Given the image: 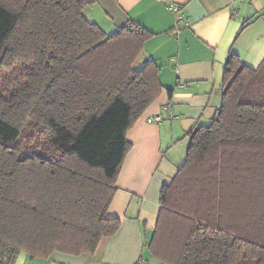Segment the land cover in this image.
I'll return each mask as SVG.
<instances>
[{"label": "trees", "instance_id": "obj_1", "mask_svg": "<svg viewBox=\"0 0 264 264\" xmlns=\"http://www.w3.org/2000/svg\"><path fill=\"white\" fill-rule=\"evenodd\" d=\"M94 3L0 0V264L21 251L93 253L119 228L106 212L132 147L126 133L163 87L153 60L134 66L153 33L132 20L106 33L83 14ZM179 7L178 19L169 9L176 27ZM185 136L150 256L264 264V59L252 68L229 52L219 106Z\"/></svg>", "mask_w": 264, "mask_h": 264}, {"label": "crops", "instance_id": "obj_2", "mask_svg": "<svg viewBox=\"0 0 264 264\" xmlns=\"http://www.w3.org/2000/svg\"><path fill=\"white\" fill-rule=\"evenodd\" d=\"M168 3L181 6L178 27ZM83 14L106 33L128 20L152 32L141 55L159 66L163 88L126 133L132 147L106 212L119 219L117 232L103 237L93 253L56 251L30 259L21 251L14 264H160L145 247L160 189L184 161L185 135L208 122L219 106L228 53L252 68L264 59V0H95ZM243 21L249 23L240 30Z\"/></svg>", "mask_w": 264, "mask_h": 264}, {"label": "built area", "instance_id": "obj_3", "mask_svg": "<svg viewBox=\"0 0 264 264\" xmlns=\"http://www.w3.org/2000/svg\"><path fill=\"white\" fill-rule=\"evenodd\" d=\"M168 9H170L171 11L176 13V18L177 19L180 18V14H179L180 7H179V5L170 3V4H168ZM155 119H157V118H155Z\"/></svg>", "mask_w": 264, "mask_h": 264}, {"label": "rangeland", "instance_id": "obj_4", "mask_svg": "<svg viewBox=\"0 0 264 264\" xmlns=\"http://www.w3.org/2000/svg\"><path fill=\"white\" fill-rule=\"evenodd\" d=\"M144 61H145V57H144V56L142 57V55H141V56H139V58L136 60L134 66L139 67ZM53 252H56V251H53ZM53 252H52V253H53ZM57 252H59V251H57Z\"/></svg>", "mask_w": 264, "mask_h": 264}]
</instances>
